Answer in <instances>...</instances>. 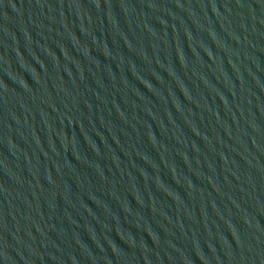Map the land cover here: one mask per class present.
Wrapping results in <instances>:
<instances>
[{
    "label": "water",
    "instance_id": "95a60500",
    "mask_svg": "<svg viewBox=\"0 0 264 264\" xmlns=\"http://www.w3.org/2000/svg\"><path fill=\"white\" fill-rule=\"evenodd\" d=\"M0 264H264V0H0Z\"/></svg>",
    "mask_w": 264,
    "mask_h": 264
}]
</instances>
